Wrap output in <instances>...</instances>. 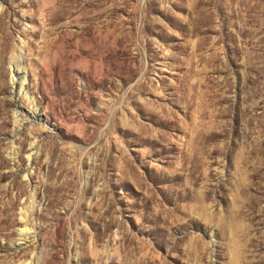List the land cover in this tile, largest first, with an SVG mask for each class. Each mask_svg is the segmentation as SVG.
<instances>
[{
  "label": "rangeland",
  "instance_id": "1",
  "mask_svg": "<svg viewBox=\"0 0 264 264\" xmlns=\"http://www.w3.org/2000/svg\"><path fill=\"white\" fill-rule=\"evenodd\" d=\"M0 264H264V0H0Z\"/></svg>",
  "mask_w": 264,
  "mask_h": 264
},
{
  "label": "bare ground",
  "instance_id": "2",
  "mask_svg": "<svg viewBox=\"0 0 264 264\" xmlns=\"http://www.w3.org/2000/svg\"><path fill=\"white\" fill-rule=\"evenodd\" d=\"M15 58H17V57H15ZM17 61H19V58L18 59H16ZM16 66H19V62L18 63H16ZM17 68V67H16ZM17 71H19L18 69H17ZM35 145V144H34ZM34 147V146H33ZM30 160V159H29Z\"/></svg>",
  "mask_w": 264,
  "mask_h": 264
}]
</instances>
